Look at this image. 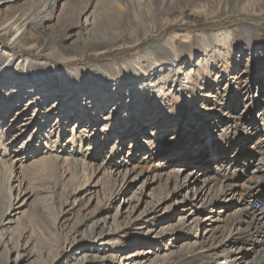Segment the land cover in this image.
Instances as JSON below:
<instances>
[{
  "label": "rangeland",
  "instance_id": "obj_1",
  "mask_svg": "<svg viewBox=\"0 0 264 264\" xmlns=\"http://www.w3.org/2000/svg\"><path fill=\"white\" fill-rule=\"evenodd\" d=\"M56 1L0 76V202L12 201L8 216L0 206V264H179L184 227L199 223L206 246L245 209L264 220V203L243 196L264 161V0ZM89 5L111 19L92 39L70 29ZM147 11L148 33L116 28ZM40 75L62 95L45 100ZM223 175L233 191L203 212L200 189ZM94 231L102 241L79 250ZM255 245H228L230 259L253 264Z\"/></svg>",
  "mask_w": 264,
  "mask_h": 264
},
{
  "label": "bare ground",
  "instance_id": "obj_2",
  "mask_svg": "<svg viewBox=\"0 0 264 264\" xmlns=\"http://www.w3.org/2000/svg\"><path fill=\"white\" fill-rule=\"evenodd\" d=\"M157 1L158 2L161 1L160 3L162 5L160 6V10L162 11L163 5L166 4L165 2H168V1L166 0H157ZM17 2L18 0H0V17L2 18V16H4V12H8V14L5 16V19L0 18V37L6 43L4 45L1 44L3 49H0V66L2 65L1 64L2 58L7 59V62H8V65L6 64L7 65L6 67H3V68L0 67V76L2 77H4L5 74L10 73V65L14 63V59L12 60L11 56L7 52L12 51L14 48L21 47V45H23L24 41L27 39L28 37L27 35L30 33L29 30L35 29L36 27L42 25L44 22L49 21L51 17V12L57 4L56 0H27V2H25V6L23 10L20 12L19 10H14L16 8L15 5L18 4ZM33 11H35L34 14H33ZM150 14H151L150 11L143 13L141 15L142 19L138 18L139 16L133 17L132 19H116L118 20V22L116 23V28L121 29L127 25H137L141 27L142 30L146 34L148 33L147 32L148 27L151 26L150 19H147V18H150ZM81 19H77V21L75 19L73 21V24H70V29L73 31L78 30V32L88 35L90 39L94 37L96 30L98 28L106 26L108 24L107 22L111 20V19H96L94 16V11H92V5L87 6V8L81 12ZM97 20H100V21H97ZM64 37L68 39V35ZM217 42L220 43L219 40H217ZM249 45L252 46L253 44L250 43ZM43 49H44L43 53L47 52V49H45L44 47ZM53 57H55L54 54H53ZM24 67H25V63L22 65L17 64L13 73H15L16 71H19L20 69H24ZM35 70H36V67L34 66L32 68V71H35ZM139 70L143 72L142 69L139 68ZM238 77L239 75L236 76L234 79H238ZM47 82H49V79L46 80L44 76L40 75L41 88H39L40 87L39 86L36 89L37 92L44 95L45 100L48 97L49 98L52 97L53 96L52 93L54 94L60 93V92L52 91L54 90L53 88L52 90H50L49 88L51 87L49 88L48 86L43 87V84L45 85ZM70 82L73 83L75 81L71 79ZM75 90H69V91H73V93H71L72 95H77L76 93L80 92V90H77V91ZM80 93H82V91ZM60 95H62V93H60L59 96ZM84 96H86V94ZM101 98H102V95L95 97V98L92 97V100H95L94 103L95 102L100 103L102 100ZM240 120L242 122H245V123L250 122L252 124L254 118L253 116H251V112L249 111V114L246 116H243L242 119ZM259 152H257L256 150H253L251 154L253 156H257L260 154ZM262 160L263 159L260 160L262 165L257 167V169L254 172H261L263 175L260 173L261 175L260 174L256 175L255 178L250 179L249 186L245 194L243 195L245 197L244 200L245 202H247V204L250 202V200L259 201L260 203H264V181H262V177H264V161ZM10 173H11L10 178H12L14 172L10 171ZM228 173L229 172H227V174ZM206 187H208V190L200 189L201 191L200 198L204 196V198L207 199V203L203 206L205 210L201 208L203 212H213L215 205L221 202V200L224 197L229 196L230 192H232L234 189L233 184L230 183V178L227 175H223L219 177L215 176L211 180L209 185ZM32 193L35 194L36 191L33 190L31 191V194ZM0 206L3 208L4 207L7 208V210H5L4 212V216H8L7 215L8 209L12 208L11 198H9L8 200L6 199L2 200L0 202ZM18 209L19 208L14 209L12 211V214H9V217H11V215H18L17 213ZM236 214H238V212ZM251 215H253L252 216L253 220H251L252 218L249 219ZM263 215H264V212H263ZM138 221L136 222V220H132L130 224L126 226V229L137 226ZM3 222L4 221L0 223V227L3 226L4 224ZM8 224H10V221ZM198 224L199 223H197L195 227H192V226L184 227L183 230H181V232H177L175 234V237L179 235H184V237L186 238V241H185L187 245L186 247L188 248L177 259V262H179V264H192V263L194 264H215V263L219 264L220 263L221 264V261L223 260V258L227 260L226 262L228 264H236L237 262H239L238 257L234 256L235 258L232 261L230 259L231 251L229 252L227 247H229L230 245L234 246L236 244H241L242 246H246L247 244H253L254 246L255 243H262V245L264 243V240L260 242L258 240H255L254 238V235L259 232L260 227H263V230L259 233H261V235L264 234V220L256 219L253 214L252 209H247V210L245 209L242 213L238 214L236 217L229 220L224 230L219 232L221 234L220 237H217V235H213L212 242L206 246L196 241L197 237L199 236ZM124 231H125L124 229H121L120 231H117V233L116 232L114 233L118 236V235L123 234ZM77 233L78 231L76 229L73 230L72 236H75ZM95 233L96 231H94L91 236L85 238V240L82 242L83 246L81 245L82 247H80L79 250H85L86 245L88 244V241L92 242L91 248L95 247V244H97V242L102 241V232H99V233L97 232V234ZM114 233L109 232L106 234L112 236L114 235ZM242 249L244 248L237 249V252ZM254 251H255L256 257H255L253 264H264V246L261 249H257L255 245ZM227 253L228 255H226ZM242 253H243V250L241 251V254ZM94 262H95L94 259L85 258L82 264H93Z\"/></svg>",
  "mask_w": 264,
  "mask_h": 264
}]
</instances>
